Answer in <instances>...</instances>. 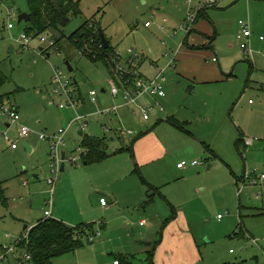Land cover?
Returning a JSON list of instances; mask_svg holds the SVG:
<instances>
[{"label":"rangeland","instance_id":"obj_1","mask_svg":"<svg viewBox=\"0 0 264 264\" xmlns=\"http://www.w3.org/2000/svg\"><path fill=\"white\" fill-rule=\"evenodd\" d=\"M80 3L82 13L72 16L66 27L49 29L41 36L32 37L25 47L22 35L31 24L25 20L19 22V15L29 12V0H0V70L8 78L0 88V95L19 108L22 121L32 132L25 142L34 148L30 151L19 138L16 125L7 130L0 124V246L14 248L26 225L33 226L47 218L45 211L50 208L51 199L52 218L74 227L93 224L95 231L100 232L93 241L84 238V246L56 258L54 264H115V260L121 264H148L151 252L162 242V234L167 230L166 235L173 237L176 231L169 229L171 222L166 225L161 219L149 218L148 224L155 223L158 241L139 245L136 241L139 235L121 234L118 215L104 216L98 207L100 192H107L106 184L115 179L117 172L102 174L98 163L85 164L82 150L77 148L82 147L88 134L108 137L107 163L116 165L130 159L132 170L138 164L144 179L158 187L177 213L157 197L151 204L150 214L161 218L175 216L179 232L174 237L186 230L194 231L200 245L199 264H264V179L261 178L264 174V40H260L264 37V0H238L234 6L221 3L219 8L211 9L212 20H203L209 27V35L196 31L189 41L190 45L202 47L199 67L203 66L207 73L193 79L184 77L179 73L178 60L176 68L167 69L169 96L165 103L167 112L161 114L162 121H157L158 111L152 113L151 120L122 111L128 119L125 126L135 129L136 136H118L105 131L102 125L109 126L115 115L98 113L90 117L89 127L82 135L79 122L71 126L65 137L66 145L62 147L67 156L65 171L58 180L59 175L51 168L49 142L42 140L40 133L53 134L67 128L77 113L99 112L116 101L109 92V68L102 61L81 56L68 37L93 19L100 23L123 60L128 58L129 48L142 55L140 70L147 75L152 62L162 68L168 63L167 54L174 55L189 24V6L182 0H81ZM11 8L15 14L11 20L13 29L8 28L7 11ZM240 20L250 22L253 30L252 57L242 51L237 38ZM42 36L48 40L59 39L60 43L49 47L48 42L41 41ZM215 56L217 62L212 61ZM67 61L74 69L72 72ZM212 65L219 75L208 71ZM55 68L72 79L73 91L84 93L86 105L81 103L77 111L60 108L67 97L55 92ZM103 88L108 92L102 93ZM92 89L98 91V104L91 101ZM172 114L188 123L177 126L169 119ZM140 130L146 132L140 134ZM4 132L13 142L19 141V149L11 147ZM137 136L140 137L133 145V152H118L129 147ZM241 136L258 140L247 147L244 142L238 144ZM141 139L149 145L157 140L163 143V151L151 163L142 164L135 157V147ZM70 157H78L77 162ZM193 160L204 164L194 166ZM178 161L187 162L184 170H178ZM133 171L129 173L124 168L117 176L129 174L125 181L135 179L140 193L146 192L147 186L144 187L140 175L137 173V178ZM246 172L257 183L250 179L246 183L239 181ZM50 179L55 180L54 185L49 183ZM132 228L136 231L142 228L138 218L133 219ZM253 238L259 242L255 243ZM20 258V251H9L0 264H18Z\"/></svg>","mask_w":264,"mask_h":264},{"label":"built area","instance_id":"obj_2","mask_svg":"<svg viewBox=\"0 0 264 264\" xmlns=\"http://www.w3.org/2000/svg\"><path fill=\"white\" fill-rule=\"evenodd\" d=\"M189 6V12L187 20L189 24L185 26L187 32H190L197 19L199 14L205 9H210L217 7L222 0H182ZM7 15L9 18L8 28L13 29L15 26L11 20L14 18V10L8 9ZM166 20V19H165ZM241 30L239 31L237 38L240 41V46L242 51L248 56L252 57L254 50L252 47V36L253 31L248 22L240 20L239 22ZM150 23L147 22L146 26H149ZM31 35L25 33L22 35V40L27 47L29 45ZM261 40H264V37H260ZM42 42H48L49 47L56 46V42L53 39H47L45 36L41 37ZM85 50H80V55L85 56ZM264 54V52H263ZM169 57L168 63L161 68L158 73L154 76L144 75L140 70V60L142 55L134 48L128 49V58L123 60V57L119 52H115V56L110 61V94L116 99V103L102 108L99 112H89L86 114L77 113L76 117L72 120L69 127L60 128L57 132L48 135L46 132L40 133V138L47 140L49 142L50 156L52 158L51 168L52 172L60 175L61 174V164H62V147L66 145V134L69 131V128L76 122H79V126L82 131H85L89 127V118L96 116L98 113L105 115H115L116 119L110 121L109 126H105V129L113 134L118 136H127L135 135L136 131L133 128L126 127L123 123L122 111H128L130 115L134 116L139 114L140 117L144 120H151L152 113L158 111V113H163L165 111V106L163 105L161 99L166 97L167 90V69L176 68V56L167 54ZM215 62L218 61V57H213ZM53 82L56 86L55 92L60 95H66L67 101L61 103V108L71 107L75 110L78 109L80 105L79 98L77 97V92L72 89V79L67 78L65 73L62 72L59 68H55V74L53 77ZM91 101L98 103V91L95 89L90 90L89 92ZM121 96V97H120ZM118 99V100H117ZM120 99V100H119ZM0 117H4L10 125L15 124L18 126L19 135L22 138H26L31 134V129L21 122V115L17 108H15L9 98H5L0 102ZM117 120L120 122L117 124ZM5 138L7 141L11 142V138L7 132H4ZM258 138H247L245 137L243 142L245 146H252ZM12 147L15 149L18 147L17 142H12ZM78 151L82 150V153H85L84 148H77ZM67 157V156H66ZM70 160L74 163L77 162L78 157H70ZM186 162H181L179 167L182 168L185 166ZM192 165L204 164L203 161L199 162L194 160L191 162ZM255 171L252 172L254 174ZM264 179V174L262 177ZM250 179L252 183H257V179L250 177L249 172H246L245 175L240 179L242 182ZM49 183L54 185L55 180L50 179ZM242 191L243 189H240ZM51 195L54 193V187L50 191ZM102 205H107L108 201L106 197H101L100 199ZM49 209L45 211L46 217H52V199L49 201ZM221 217V216H219ZM98 235L100 232L97 233ZM22 236L27 237L28 234L24 233ZM21 236V237H22ZM20 237V239H21ZM96 238L92 236L90 239L93 241ZM20 239L16 242L15 247H2L0 246V262L5 261L9 251H19L18 243ZM256 241V238H253ZM22 258L19 259L18 264H26L30 259L31 255L27 252H21ZM118 261H115V264H118Z\"/></svg>","mask_w":264,"mask_h":264},{"label":"crops","instance_id":"obj_3","mask_svg":"<svg viewBox=\"0 0 264 264\" xmlns=\"http://www.w3.org/2000/svg\"><path fill=\"white\" fill-rule=\"evenodd\" d=\"M221 3L222 4L223 3L232 4V6H234L238 3V0L237 1H235V0H223L220 2V4L217 6V8H219L222 5ZM210 11H211V9L206 12V15L202 16L200 19H197V21H196V23L192 29V32L186 33L182 43L181 44L179 43V45H178V47L174 53L177 60L179 61V63H178L179 73H180V75H183L184 77H188L190 79L191 78L193 79L195 77H203L207 73V72H205V69L202 68L203 66L199 67L200 66L199 58L201 56V53L199 51L202 50V47L199 46L200 44L190 45L189 41H190V37L192 36V34L196 31L201 32L203 34L207 33L206 35H209L208 34L209 33L208 32L209 27L206 25V23L203 20H205V19L212 20V15H211ZM248 23L250 24V22H248ZM187 38H188V43H187ZM204 45L205 44H203V47H204ZM212 61L215 62L213 60V57H212ZM161 66L162 65H160L156 62H152L150 67L148 68V71L150 72V74H147V75L148 76L156 75L158 73V71L162 68ZM211 70L215 71L216 75L220 74L218 69L215 68V66H213V65L210 68V70H208V71H211ZM230 75H232V74H230ZM210 76L213 77L214 75H210ZM201 79L204 80V78H201ZM207 81H209V80H207ZM167 83H168V81H167ZM166 90H167L166 97H164V99H161L163 105L165 106V111L163 113H159L160 116L157 117V121H159V122L163 120L161 114H164L167 112V107L165 104L166 100L169 96L167 84H166ZM80 92L82 95L80 93L79 94L76 93L77 97L79 98V101H80L79 107L81 106V103L86 105V97L81 90H80ZM107 92H108V90H106L105 88L102 89V93H107ZM115 103H116V101H114L113 104H115ZM14 107L17 108L19 111L18 107H16V106H14ZM61 109H64V110L67 109L70 112L77 111L71 107H66V108H61ZM90 112H92V111H90ZM124 112L127 113L128 111H123V113ZM123 113H121V114H123ZM128 114H129V112H128ZM122 118H123V123L124 122L127 123L126 120H128V119L126 118V116L124 114L122 115ZM169 119L171 121L174 120L175 122H177L181 125L188 123V121H186V120H184V121L179 120L178 118L175 117L174 114H172V116H169ZM72 120L69 122L68 127H69L70 123L72 122ZM21 122L23 124L27 125L22 120H21ZM0 124H4V127L7 128V130L13 129V127L15 125V124L10 125V123L4 117H0ZM74 124L72 126H74ZM89 124H90V122H89ZM105 126L106 125H102L103 129L105 131H107L105 129ZM143 130H140L139 133L142 134V133L146 132ZM81 132L83 134L82 130L80 131V133ZM136 134H138V132H136ZM136 134H135V136H136ZM18 136L20 139L23 140V143L27 146V148L30 151H32L34 149L32 146H30L29 144H27L25 142L27 137L26 138L20 137L19 130H18ZM29 136H31V134ZM127 136H129V135H127ZM130 136H133V135H130ZM113 139H114V137H112V140ZM7 142L11 143V147H12L13 141L11 140V142L10 141H7ZM14 142L18 143L19 141L17 140ZM143 142H144L145 146H143ZM135 148H136L135 157L137 156V159L139 160V162L142 164H148V163H151L154 161V159L156 158V154L158 155L159 153H161L163 151L164 146H163V143L159 140H157V142H155L154 144L149 145V143L146 144L145 139H143V140L141 139L137 142ZM209 148H210V146H209ZM16 149H19V143H18V147L15 148V150ZM212 153H214L213 150H212ZM108 160L109 159H106L105 161L98 163V166L101 167L100 169H98L100 171V173L104 174V173H109L111 171H116L117 175H118L119 171L123 170L124 168L125 169L127 168V171L129 173H131L133 171L132 170L133 166H132L130 159L129 160L127 159V162H125V163H119L116 165L113 163H107ZM181 162H186V161H178V163H177L178 170L182 171L185 169L187 162H186L185 166L180 168L179 164ZM85 164H87V163L85 162ZM94 164L95 163L87 164V165H94ZM102 166H105L106 169L104 170L102 168ZM133 172H134V174L136 173L135 175L137 176V178H138L137 173L140 175V178L144 182L143 183L144 187L147 186L146 192L140 193L138 183L135 179L129 178V180L125 181V179L128 178L127 176H129V174H123V176H117L116 175L114 180L109 181L106 184L107 192H100V199H101V197H106L107 201H108L107 205H102L101 201L98 203V207H100L104 216L105 215H107V216L118 215L119 219L121 220V224L119 225L120 230H122L121 234L124 236H127V237H130L133 235H139L140 238H137V240H136L137 243H139V245L140 244L141 245H146V244L150 245V244H154L155 242L158 241V236H156V231H155L156 226H154L155 223L152 222V221H154V218H158L159 220L161 219V221H163V223L166 222V225L168 224V222H171V226H169V229L173 230V233H175V231H176L175 234H177V232H179L178 231L179 229H178V225L176 223L175 216H173V218H169L171 215L165 216V218H161V216L158 214L157 215L155 214L154 217L150 214L151 213V211H150L151 210L150 209L151 204L156 201L157 197H161L162 199H164L168 203V205L172 208V211L176 215L177 212L175 211L174 206L168 202L166 197L159 191V189L156 185H154L151 182H148L144 179V177L141 175V169H140V166H138V164L136 166L135 171H133ZM132 177H134V175H132ZM119 183H122L123 185H121V186L119 185V187H118L117 185ZM151 187L153 188V190H151L152 191L151 194H153V197H152V200L150 202H148L149 190L151 189ZM167 213H168V211H167ZM167 213L165 215H168ZM52 214H53V212H52ZM134 218H138L140 220V226L142 227V228H139V230H137V231L134 228L130 229V227H132V225H133V219ZM149 218H150V220H152L149 223L150 226L148 224ZM174 224H175V226H173ZM101 225H102V228L107 230L104 223H101ZM143 227H145V228L143 229ZM166 233H167V230L162 234L161 244L157 245L154 248L155 249L154 253L151 252V254H150L151 260H150V263H148V264H199L200 259L198 256V248H200V245H199V242H198L193 230H191V231L186 230V232L183 235H180L179 237H177V236L174 237L175 234L173 235V237H171L169 235H166ZM169 233H170V231H169ZM109 235H110V230L107 231V236H109ZM244 235L245 234H243L242 236H244ZM130 242H131V240H130ZM254 242L258 243L259 240L256 238V241H254ZM134 244H135V239H134ZM163 251H164V255H165L164 257H163Z\"/></svg>","mask_w":264,"mask_h":264},{"label":"trees","instance_id":"obj_4","mask_svg":"<svg viewBox=\"0 0 264 264\" xmlns=\"http://www.w3.org/2000/svg\"><path fill=\"white\" fill-rule=\"evenodd\" d=\"M80 2L81 0H29V13H31L32 19L29 21L31 24L30 29L26 33L32 37H38L49 29L58 30L59 28L66 27L70 23L72 16L82 13ZM210 9L202 11L198 19L206 15V12ZM100 30L103 31L100 23L93 19L87 20L79 29L73 32L68 39L71 44L78 48L79 53L80 50H85L86 57L95 62H104L110 70V61L115 56L116 47L112 45L109 39L110 46L105 48L99 35ZM191 32L192 30L189 33ZM55 42L56 46L60 43L59 39H56ZM211 44L212 41L210 42V48L212 47ZM47 49L48 48H46L45 51H47ZM7 81L8 78L0 70V88ZM79 93L81 94L80 91ZM4 99L5 96L0 95V102ZM171 122L179 127H183L174 120ZM139 137L140 136H137L129 147H123L118 152L125 150L133 152V145ZM108 140L107 136L104 138H97L88 134L85 135L82 148L85 149L83 157L87 164L101 163L109 158L107 153ZM243 140L244 136H241L238 140V144L243 142ZM207 148L212 152L209 146H207ZM151 190H153L152 187L149 190L148 202H150L153 197ZM24 233H27L28 236L21 237L18 248L20 252H27L31 255V259L26 264H54L56 258L73 253L84 246V238H89V241H92L90 238L95 236L97 232L93 224L74 227L61 220L48 217L40 220L33 226H29ZM117 261L119 262L118 264H121V261Z\"/></svg>","mask_w":264,"mask_h":264},{"label":"water","instance_id":"obj_5","mask_svg":"<svg viewBox=\"0 0 264 264\" xmlns=\"http://www.w3.org/2000/svg\"><path fill=\"white\" fill-rule=\"evenodd\" d=\"M31 19H32V16H31V13H29V12H24V13H21L19 15V22H22L23 20L29 22V21H31ZM99 35H100V37L102 39V42L104 43L105 48H108L110 46L109 39L105 36V34H104V32L102 30H100ZM66 64L68 66L69 71L72 72L74 69H73L72 65L70 64V62L67 61ZM80 134H82V132ZM62 159H63V161H62V164H61V174L59 175L58 180L62 179L63 172L65 171V160H66V152L65 151L62 153ZM28 227L29 226L26 225L24 227V231H26L28 229Z\"/></svg>","mask_w":264,"mask_h":264}]
</instances>
